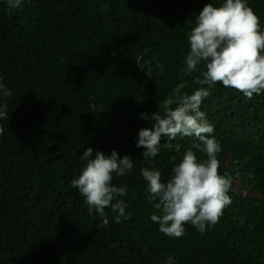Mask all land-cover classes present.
Segmentation results:
<instances>
[{
    "label": "trees",
    "instance_id": "16d2710c",
    "mask_svg": "<svg viewBox=\"0 0 264 264\" xmlns=\"http://www.w3.org/2000/svg\"><path fill=\"white\" fill-rule=\"evenodd\" d=\"M222 2L22 0L8 11L0 0V76L12 91L0 98L9 114L0 119V264H167L169 256L175 264H264V91L248 99L216 83L201 104L222 147L219 172L230 176L232 200L203 233L191 224L180 238L160 232L141 175L155 169L166 182L189 148L206 159L194 147L199 141L177 136L147 160L136 146L139 130L153 125L142 113L150 117L182 82V93L201 87L203 64L181 75L188 33L205 4ZM247 3L264 30V0ZM138 58L150 62L151 78ZM88 147L93 156L115 149L134 160L112 181L127 187L131 219L116 223L106 208L103 226L72 187Z\"/></svg>",
    "mask_w": 264,
    "mask_h": 264
},
{
    "label": "clouds",
    "instance_id": "9594fccd",
    "mask_svg": "<svg viewBox=\"0 0 264 264\" xmlns=\"http://www.w3.org/2000/svg\"><path fill=\"white\" fill-rule=\"evenodd\" d=\"M21 4L22 0H7L8 11L19 9ZM188 41L190 50L181 75L190 76L203 64L204 68L200 70L203 78L195 80L201 87L191 94L182 93L186 87L182 82L172 89L150 117L142 113L141 118L151 119L153 125L141 128L136 142L138 148L144 149L145 160L155 158L162 146L171 148L168 141L177 136H194L199 141L194 144L195 149L206 154V159L200 160L189 148L166 182H162L160 171L147 167L141 169L148 201L157 210L150 219L158 223L160 232L173 238L182 237L187 224L205 232L218 223L224 209L232 203L228 194L230 176L219 172L218 153L222 147L211 135L214 126L201 111L203 100L211 95L210 89L216 83L233 88L248 99L264 91V30H261L260 18L247 0H223L219 6L205 4L195 17ZM136 63L141 70L146 69V76L152 77L150 62L141 63L138 58ZM157 68L164 71L161 64H157ZM2 80L0 76V98H9L12 91ZM89 106L95 108L94 104ZM0 119H9L7 104H0ZM3 131L0 127V135ZM162 137L167 141L161 143ZM81 159L86 164L71 184L84 197L89 213L95 211L105 227L109 223L106 208L117 213L116 223H120L122 217L131 219V214L126 212L128 205L122 199L128 189L118 187L112 181L114 175H128L134 167V160L127 154L121 157L115 149L110 155L98 150L93 156L91 147L84 150ZM167 264H175L172 256L167 258Z\"/></svg>",
    "mask_w": 264,
    "mask_h": 264
},
{
    "label": "rangeland",
    "instance_id": "374dc122",
    "mask_svg": "<svg viewBox=\"0 0 264 264\" xmlns=\"http://www.w3.org/2000/svg\"><path fill=\"white\" fill-rule=\"evenodd\" d=\"M227 160H228V158H227ZM232 184H233V188H234L236 191L241 192V190H240V181H239L238 179H234V180H232ZM251 192H252V193H255L254 190H251Z\"/></svg>",
    "mask_w": 264,
    "mask_h": 264
}]
</instances>
